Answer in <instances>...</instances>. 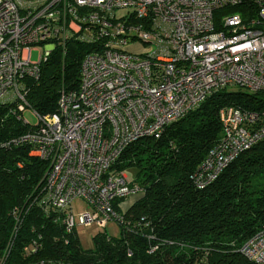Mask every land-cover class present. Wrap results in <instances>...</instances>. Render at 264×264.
Listing matches in <instances>:
<instances>
[{"label":"built area","instance_id":"built-area-1","mask_svg":"<svg viewBox=\"0 0 264 264\" xmlns=\"http://www.w3.org/2000/svg\"><path fill=\"white\" fill-rule=\"evenodd\" d=\"M74 36L95 45L82 61L79 87L62 89L57 111L35 113L37 124L14 140L31 143V154L48 162L45 208L64 214L67 232L121 221L114 200L143 192L126 172L111 171L129 145L159 139L229 86L264 92V0H0V102L24 99L22 80L38 79L50 52ZM219 118L221 138L193 176L198 189L264 139V110L227 105ZM76 201L85 207L77 215ZM13 214L14 235L23 218L18 209ZM241 251L264 264V229Z\"/></svg>","mask_w":264,"mask_h":264},{"label":"trees","instance_id":"trees-1","mask_svg":"<svg viewBox=\"0 0 264 264\" xmlns=\"http://www.w3.org/2000/svg\"><path fill=\"white\" fill-rule=\"evenodd\" d=\"M94 49L69 38L50 52L38 79L22 80L24 99L0 102V257L12 241L6 264H256L241 249L264 229V139L204 189L196 188L193 176L221 138L220 109L263 111L264 92L220 90L167 126L159 139L129 145L111 171L135 169L144 190L114 200L122 216L118 236L101 230L93 246L84 248L76 230L67 232L64 214L46 210L48 162L31 154V143L14 140L32 129L23 115L27 109L55 113L62 89L79 87L82 61ZM15 209L23 220L13 235Z\"/></svg>","mask_w":264,"mask_h":264},{"label":"rangeland","instance_id":"rangeland-1","mask_svg":"<svg viewBox=\"0 0 264 264\" xmlns=\"http://www.w3.org/2000/svg\"><path fill=\"white\" fill-rule=\"evenodd\" d=\"M46 47L47 46L35 48L33 50V52H32V55H31L32 61H38L41 53L44 51V49ZM227 90L229 92H232V91L248 92V90H246L244 88H240L238 86H229L227 88ZM23 115L29 121L30 124H32V125H36L37 124L38 118H37V116L34 114V112L31 109H27L23 113ZM126 173H127L128 178H129L130 181H139V180H141V177L137 174L135 169H130ZM83 209H85V207L83 205H81L80 202L76 201V202L73 203V211H74L75 215H77ZM101 230H104V231H106L107 233H109L110 235H113V236H118L120 234V226L114 220L109 221V223L107 224V227L105 229H102V228L98 227L96 224H93L91 226L78 225L76 227V232H77L78 237L80 238L81 244L83 245L84 248H91L93 246V244H94L93 237L98 232H100Z\"/></svg>","mask_w":264,"mask_h":264},{"label":"crops","instance_id":"crops-1","mask_svg":"<svg viewBox=\"0 0 264 264\" xmlns=\"http://www.w3.org/2000/svg\"><path fill=\"white\" fill-rule=\"evenodd\" d=\"M78 202H80V204L83 205V202L82 201H78Z\"/></svg>","mask_w":264,"mask_h":264}]
</instances>
